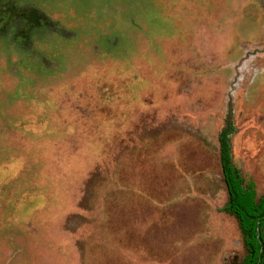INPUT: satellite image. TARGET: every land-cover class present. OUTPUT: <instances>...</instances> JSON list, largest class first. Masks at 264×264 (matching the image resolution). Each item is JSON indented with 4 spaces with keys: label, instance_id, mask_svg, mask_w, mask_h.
Instances as JSON below:
<instances>
[{
    "label": "rangeland",
    "instance_id": "1",
    "mask_svg": "<svg viewBox=\"0 0 264 264\" xmlns=\"http://www.w3.org/2000/svg\"><path fill=\"white\" fill-rule=\"evenodd\" d=\"M227 108L259 197L264 0H0V264L241 261Z\"/></svg>",
    "mask_w": 264,
    "mask_h": 264
},
{
    "label": "trees",
    "instance_id": "2",
    "mask_svg": "<svg viewBox=\"0 0 264 264\" xmlns=\"http://www.w3.org/2000/svg\"><path fill=\"white\" fill-rule=\"evenodd\" d=\"M237 130L233 110L227 108L217 136L221 171L228 195L222 209L237 219L246 249L241 261L233 264H264V194L257 197L254 181L245 179L233 160L232 137Z\"/></svg>",
    "mask_w": 264,
    "mask_h": 264
},
{
    "label": "flooded vegetation",
    "instance_id": "3",
    "mask_svg": "<svg viewBox=\"0 0 264 264\" xmlns=\"http://www.w3.org/2000/svg\"><path fill=\"white\" fill-rule=\"evenodd\" d=\"M232 110H233V117L235 116L234 114H235V112H234V110L235 109H233V108H231ZM235 122V121H234ZM236 124V123H235ZM238 129V128H237ZM218 140V139H217ZM234 160V159H233ZM222 172V171H221ZM223 176V175H222ZM263 227H264V225H263ZM263 233H264V231H263Z\"/></svg>",
    "mask_w": 264,
    "mask_h": 264
},
{
    "label": "water",
    "instance_id": "4",
    "mask_svg": "<svg viewBox=\"0 0 264 264\" xmlns=\"http://www.w3.org/2000/svg\"><path fill=\"white\" fill-rule=\"evenodd\" d=\"M257 230H259V228L257 227Z\"/></svg>",
    "mask_w": 264,
    "mask_h": 264
}]
</instances>
